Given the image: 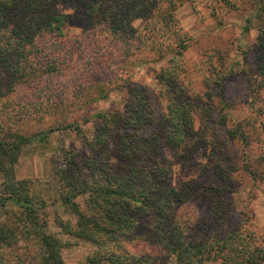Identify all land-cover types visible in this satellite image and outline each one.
Listing matches in <instances>:
<instances>
[{
    "label": "trees",
    "instance_id": "obj_1",
    "mask_svg": "<svg viewBox=\"0 0 264 264\" xmlns=\"http://www.w3.org/2000/svg\"><path fill=\"white\" fill-rule=\"evenodd\" d=\"M253 1V17L258 21L256 47L244 51L243 58L246 63L250 52L256 58L254 66L245 67L241 73L249 85V107L253 113L264 115V0ZM181 4L183 0H0V101L15 93L18 86L47 84L76 67L78 51L114 55L121 50L127 54L130 43L147 41L157 33L170 40L155 42L167 46L169 54L167 66L157 76L167 101L159 130L142 134L154 123L149 95L141 86L130 88L131 111L100 114L93 139L84 137L91 151L85 164L88 172L80 177L66 176L62 169L58 172L62 203L75 215L76 225L63 220L57 224L66 233L97 243L98 250L88 264H264V247L247 241L240 230L192 239L173 221L175 209L198 189L191 193V189L171 185L163 175L164 151L183 147L199 150L203 143L211 142L196 130L195 117L202 115L201 107L181 86L191 44L179 29L176 11ZM139 19L146 22L144 31L135 27ZM75 20L82 29L77 38L66 31L67 24ZM252 21L249 19L244 27L245 35L252 30ZM106 56L104 61L113 63L114 59ZM217 79L222 87L223 78L218 75ZM259 126L264 130V121ZM46 134L26 137L0 123V170L4 175L0 212L5 210L10 219L1 226L0 247H12L21 238L30 244L35 240L42 248L34 264H65L64 243L48 232L29 183L18 180L15 172L23 146L38 137L45 140ZM252 135L248 121L229 131V136L245 147L252 143ZM214 153L216 148L211 150V155ZM65 158L69 164H77L76 156L66 153ZM142 237L151 238L173 259L162 263L157 261L160 258L125 249L127 243ZM5 263L1 255L0 264Z\"/></svg>",
    "mask_w": 264,
    "mask_h": 264
},
{
    "label": "rangeland",
    "instance_id": "obj_2",
    "mask_svg": "<svg viewBox=\"0 0 264 264\" xmlns=\"http://www.w3.org/2000/svg\"><path fill=\"white\" fill-rule=\"evenodd\" d=\"M214 11L218 20L213 16ZM253 15V0H183L177 9L179 29L184 37L191 39L181 86L186 89V96L189 94L201 107L202 115L195 117L196 130L211 142L192 151L166 147L161 164L163 175L173 187L191 189V193L198 189L174 213V224L183 226L189 237L205 239L220 231L240 230L247 241L264 247V130L259 126L264 115L253 113L249 107V85L241 73L255 64L252 52L246 63L243 58L244 51L256 47L258 21ZM220 19L222 23L218 22ZM249 19H253V28L245 35L244 27ZM134 24L144 31V20H136ZM66 31L72 37H80L81 23L77 20L68 23ZM166 37L157 33L147 41L130 43L127 54L121 50L114 55L78 51L74 56L76 67L47 84L18 86L15 93L0 101V123L10 132L26 137L47 133L45 140L38 137L23 146L15 172L18 180L29 183L48 232L64 243L65 264H88L98 245L66 233L57 224L63 220L72 227L76 225L75 215L62 203L58 172L62 169L66 176L76 177L88 172L85 164L91 151L83 139H93L100 114L131 111L130 88L141 86L149 95L154 123L146 126L142 134L159 130L167 101L157 76L167 66L169 54L167 46L155 42L169 43ZM106 55L114 59L113 63L104 61ZM218 75L223 78L222 87L217 83ZM242 121H248L253 133L252 143L247 147L229 136V131ZM212 148H216L214 156ZM66 153L77 157L76 165L69 164ZM3 182L0 170V197L4 193ZM1 210L0 230L10 221L9 214ZM41 248L35 240L30 244L21 238L12 247H0V256L5 264H34ZM125 249L139 256L160 258L157 261L162 263L173 259L151 238L131 241Z\"/></svg>",
    "mask_w": 264,
    "mask_h": 264
}]
</instances>
